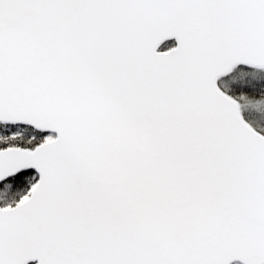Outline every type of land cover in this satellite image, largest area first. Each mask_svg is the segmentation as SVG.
<instances>
[{
  "label": "snow or ice",
  "instance_id": "snow-or-ice-1",
  "mask_svg": "<svg viewBox=\"0 0 264 264\" xmlns=\"http://www.w3.org/2000/svg\"><path fill=\"white\" fill-rule=\"evenodd\" d=\"M0 264H264V0H0Z\"/></svg>",
  "mask_w": 264,
  "mask_h": 264
}]
</instances>
